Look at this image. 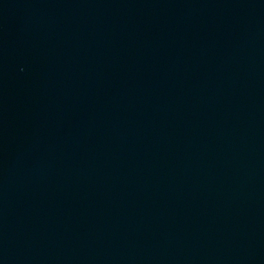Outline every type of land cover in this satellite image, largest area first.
Masks as SVG:
<instances>
[{
	"label": "water",
	"instance_id": "1",
	"mask_svg": "<svg viewBox=\"0 0 264 264\" xmlns=\"http://www.w3.org/2000/svg\"><path fill=\"white\" fill-rule=\"evenodd\" d=\"M0 264H264V0H0Z\"/></svg>",
	"mask_w": 264,
	"mask_h": 264
}]
</instances>
